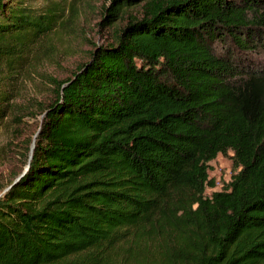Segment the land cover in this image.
I'll return each instance as SVG.
<instances>
[{"label": "trees", "instance_id": "16d2710c", "mask_svg": "<svg viewBox=\"0 0 264 264\" xmlns=\"http://www.w3.org/2000/svg\"><path fill=\"white\" fill-rule=\"evenodd\" d=\"M84 1L0 0V128ZM102 22L0 183V264H264V0H109Z\"/></svg>", "mask_w": 264, "mask_h": 264}, {"label": "rangeland", "instance_id": "374dc122", "mask_svg": "<svg viewBox=\"0 0 264 264\" xmlns=\"http://www.w3.org/2000/svg\"><path fill=\"white\" fill-rule=\"evenodd\" d=\"M109 0H86L70 18L65 31L57 33L51 47L26 68L21 79L15 108L7 124L0 128V183L9 185L26 172L46 106L53 100L58 83L69 78L88 61L98 46L112 42L113 29L102 22V11ZM231 152L217 155L207 163L209 181L205 195L217 192L238 172ZM2 192L0 191V195Z\"/></svg>", "mask_w": 264, "mask_h": 264}, {"label": "water", "instance_id": "95a60500", "mask_svg": "<svg viewBox=\"0 0 264 264\" xmlns=\"http://www.w3.org/2000/svg\"><path fill=\"white\" fill-rule=\"evenodd\" d=\"M23 174H24V173H23ZM23 174H22V175H23ZM20 177H21V175H20ZM17 179H19V178H17Z\"/></svg>", "mask_w": 264, "mask_h": 264}]
</instances>
